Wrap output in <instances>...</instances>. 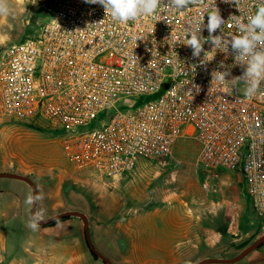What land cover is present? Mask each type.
<instances>
[{
  "label": "built area",
  "instance_id": "1",
  "mask_svg": "<svg viewBox=\"0 0 264 264\" xmlns=\"http://www.w3.org/2000/svg\"><path fill=\"white\" fill-rule=\"evenodd\" d=\"M253 2L242 0L240 10L224 0L215 6L225 21H243L254 11ZM207 4L183 14L165 10L159 21L144 17L119 24L99 4L62 0L38 35L4 48L0 119L52 123L62 130L67 162L108 178L130 173L139 160L163 162L178 139L191 135L205 173L216 176L221 168L239 175L252 212L263 222L264 96L247 99L242 85L231 89L212 81L213 70H225L221 62L231 71L226 79L243 74L231 50H217L201 65L204 53L194 58L184 44L187 24ZM230 23L224 34H237ZM202 34L209 35L206 27ZM211 49L204 44L205 51ZM166 80L160 97L137 105L138 97H152ZM95 120L99 126L89 129Z\"/></svg>",
  "mask_w": 264,
  "mask_h": 264
},
{
  "label": "rangeland",
  "instance_id": "2",
  "mask_svg": "<svg viewBox=\"0 0 264 264\" xmlns=\"http://www.w3.org/2000/svg\"><path fill=\"white\" fill-rule=\"evenodd\" d=\"M61 1L9 0L15 15L14 17H0V56L7 46L38 35L42 26L53 17ZM168 85L169 81L166 80L161 90L152 97H138L136 99L138 101L137 105H141L148 100L157 99L163 94ZM99 124L95 120L90 124L89 129L98 127ZM61 135L62 130L54 128L52 123L42 118L26 122L1 118L0 160L5 161L7 165L20 167L19 174L28 177L39 186L44 198L35 210L42 209L46 219L67 211H77L86 216L92 246L114 264L119 263L98 248V244L105 246L102 243L103 237H176L181 236L180 227L182 225L185 231L186 229L189 231L188 237H205L199 233L200 224L211 215L222 212L223 209L219 210V208L224 205L223 202H231L232 205L229 206L230 213L234 214L236 212L238 214V222L242 227L243 224L250 222L255 225L259 223L260 226L264 224L252 212L239 175L235 174L237 177H232V179L235 182L239 179V187L242 188V193L235 190L236 195H234L228 185V188L223 186L225 185L223 184V181H225L224 176L233 175L234 173L221 168L218 169L217 176L222 179L219 181L217 177L214 178L205 173L202 166L197 162L199 147L191 135L178 139L174 144L172 155L163 162L139 160L133 171L129 173H138L136 182L128 189H120V192H116L115 202L112 200L110 191H98L91 184V181H88L87 185L85 184L86 193L81 194L73 191L76 188L69 183L73 181L71 179L75 175L67 168L71 164L63 156L60 144ZM57 157L61 161L55 163L54 167L52 162H50L51 164L47 163ZM77 171L94 172L102 179L107 178L92 169ZM46 176L49 177L47 178L49 180L48 184L42 185L38 177ZM87 177L89 180L90 178L93 179V177ZM34 178H36V181ZM205 179L208 180L207 184L210 180L212 183L218 182L214 187L207 188L204 185ZM2 181L17 185L12 190L22 195L23 204L26 206L24 237H82L87 249L85 253L89 259L98 264H106L95 254L96 258L91 255L85 238L84 223L79 217H62L64 219L58 220L53 225H49L50 223L41 225L37 231L28 228L27 224L31 218L32 207L25 204V200L30 194L29 188L31 187L23 181L10 179ZM219 183L223 185H219ZM149 201H157L162 205L166 204L174 212L171 217L164 216L153 219L146 222L145 225V222L141 219L135 227L139 230V233H132L131 229H134L135 221L119 215L120 205L128 203L131 207H140ZM166 225L169 226L168 230L165 228ZM172 227L173 231L171 230Z\"/></svg>",
  "mask_w": 264,
  "mask_h": 264
},
{
  "label": "crops",
  "instance_id": "3",
  "mask_svg": "<svg viewBox=\"0 0 264 264\" xmlns=\"http://www.w3.org/2000/svg\"><path fill=\"white\" fill-rule=\"evenodd\" d=\"M60 161L61 159L57 157L47 163L51 164L50 162H52L54 167L55 163ZM67 168L75 175L71 179L74 182L69 183L71 186H75L76 189L73 191L81 194L86 193L84 188L88 181H91L98 191H110L113 202L116 200V192L132 186L136 182L138 174L134 172L102 179L94 172L77 171L72 164ZM20 170V167L7 165L5 161L0 160V172L19 173ZM87 176L93 177L94 180L91 178L89 180ZM212 177H217L218 181L221 179L217 175ZM232 177H237V175H225V181H223L225 185L222 183L219 185H223L225 188L230 187V191L234 195H236L235 190L242 193L239 179L235 182ZM38 178L42 185L48 184L47 178L49 177ZM5 179L10 178H0V264H98L89 259L85 253L87 249L82 237H24L26 206L23 204L22 195L12 190L17 185L2 181ZM34 180L36 181V178ZM217 182L212 183L210 180L207 184L208 180L205 179L204 185L207 188H212ZM31 192L32 190L29 188V193ZM223 204V206L219 205V210L223 209L222 212L211 215L200 224L199 233L205 237H188L189 231L187 229L185 231L182 225L180 227L181 236L103 237L102 243L105 246L97 243L99 245L97 247L119 264H196L207 258H234L264 236V224L260 226L259 223L255 225L250 222L243 224L242 227L238 222V214L230 213L231 202H223ZM126 205L125 203L120 205L119 215L135 221L134 229H131V232L135 234L139 233L135 227L141 219L145 225L146 222L153 219L164 216L171 217L174 212L166 204L162 205L157 201L146 202L140 207H131L128 203ZM165 228L168 230L169 226L166 225ZM176 228L175 233L177 234ZM171 230H174L173 227ZM228 235L229 237H227ZM232 264H264V242Z\"/></svg>",
  "mask_w": 264,
  "mask_h": 264
},
{
  "label": "clouds",
  "instance_id": "4",
  "mask_svg": "<svg viewBox=\"0 0 264 264\" xmlns=\"http://www.w3.org/2000/svg\"><path fill=\"white\" fill-rule=\"evenodd\" d=\"M203 2L204 0H84V3L87 4L101 5L106 15L111 17L112 22L119 24H127L130 21L134 23L144 17H153L159 21L161 13H164L165 10L183 14ZM224 2L234 3L240 10L242 0H224ZM215 5L216 0H208L206 11L189 21L188 27L183 32V39L186 41L184 44L192 49L194 58H199L201 53H204L203 59L200 61L201 65H206L207 62L213 60L217 50L222 53H229L231 50L234 65L244 68L243 74L226 79L231 76V71L221 62L218 67L225 70H213L212 81L218 82L224 88L231 89L242 85V94L247 99L264 96V0H254L252 4L254 11L247 15L245 20L242 21L240 16H231L227 20L232 21L228 26L235 27L237 34H224V25L227 21L222 18ZM205 13L208 16L206 26L204 25ZM14 15V9L9 0H0V17H14ZM204 27L209 33L207 37L202 34ZM217 29L220 30V35H214ZM206 43L212 45L211 51L204 50ZM209 53L212 54L210 57ZM193 87L198 91L197 85H193ZM189 93L191 92L189 91ZM43 198L39 186H37L26 197L25 204L36 209ZM42 222L46 223L47 220L44 211L38 209L33 211L27 227L32 231H37Z\"/></svg>",
  "mask_w": 264,
  "mask_h": 264
},
{
  "label": "water",
  "instance_id": "5",
  "mask_svg": "<svg viewBox=\"0 0 264 264\" xmlns=\"http://www.w3.org/2000/svg\"><path fill=\"white\" fill-rule=\"evenodd\" d=\"M0 178H10V179H15V180H20L23 182H26L27 184H29V186L31 187V190L33 191V189H36V185L35 183L29 179L28 177L19 174V173H2L0 172ZM35 209L32 208L31 211V216L32 213ZM66 216H76L79 217L83 220L84 223V231H85V238L86 241L88 243V246L90 248V250L99 258L101 259L104 263L106 264H114L109 258H107L106 256H104L101 252H99L97 249H95L92 244H91V240H90V235H89V228H88V220L87 217L84 216L83 214L77 212V211H67L64 212L62 214L47 218V222L46 223H41V225H47L49 223H52L62 217H66ZM264 242V236L259 239L258 241H256L251 247H249L248 249H246L245 251H243L242 253H240L239 255H237L234 258L231 259H218V258H207L204 259L196 264H232L235 263L237 261H239L240 259H242L245 255H247L249 252H251L252 250L256 249L257 247H259L262 243Z\"/></svg>",
  "mask_w": 264,
  "mask_h": 264
},
{
  "label": "trees",
  "instance_id": "6",
  "mask_svg": "<svg viewBox=\"0 0 264 264\" xmlns=\"http://www.w3.org/2000/svg\"><path fill=\"white\" fill-rule=\"evenodd\" d=\"M61 219H64V218H60V219H58V220H61ZM58 220H56V221H54V222H52V223H50L49 225H53L55 222H57ZM90 253H91V255L94 257V258H96V256L94 255V253L90 250Z\"/></svg>",
  "mask_w": 264,
  "mask_h": 264
}]
</instances>
